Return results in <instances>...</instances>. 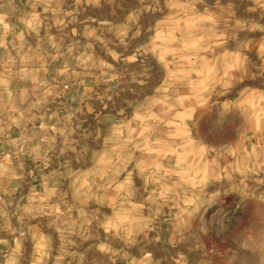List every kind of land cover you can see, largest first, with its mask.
Masks as SVG:
<instances>
[{"label":"rangeland","instance_id":"1","mask_svg":"<svg viewBox=\"0 0 264 264\" xmlns=\"http://www.w3.org/2000/svg\"><path fill=\"white\" fill-rule=\"evenodd\" d=\"M76 2L134 40L131 98L0 264H264V0Z\"/></svg>","mask_w":264,"mask_h":264},{"label":"crops","instance_id":"2","mask_svg":"<svg viewBox=\"0 0 264 264\" xmlns=\"http://www.w3.org/2000/svg\"><path fill=\"white\" fill-rule=\"evenodd\" d=\"M99 14L76 0H0V262L67 207L57 199L105 140L109 94L131 98L134 65L120 54L134 40Z\"/></svg>","mask_w":264,"mask_h":264}]
</instances>
